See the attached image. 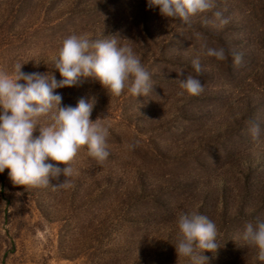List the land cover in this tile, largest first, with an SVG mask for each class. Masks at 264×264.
Here are the masks:
<instances>
[{
    "label": "rangeland",
    "instance_id": "374dc122",
    "mask_svg": "<svg viewBox=\"0 0 264 264\" xmlns=\"http://www.w3.org/2000/svg\"><path fill=\"white\" fill-rule=\"evenodd\" d=\"M215 11L227 26L203 23ZM73 34L129 45L152 89L114 96L84 78L54 90L62 106L94 98L90 119L108 127L110 155L98 162L81 147L68 165L73 175L50 177L47 187L0 173V264H189L174 247L182 212L217 226L220 247L204 253L207 264H264L242 238L247 223L264 221V0H214L190 26L147 0H0V70L22 64L60 80L52 67ZM202 42L223 47L227 59L202 55ZM233 51L243 56L239 65ZM197 57L204 90L193 96L179 79L197 75ZM37 122L46 126L48 117Z\"/></svg>",
    "mask_w": 264,
    "mask_h": 264
},
{
    "label": "clouds",
    "instance_id": "9594fccd",
    "mask_svg": "<svg viewBox=\"0 0 264 264\" xmlns=\"http://www.w3.org/2000/svg\"><path fill=\"white\" fill-rule=\"evenodd\" d=\"M148 7L158 8L166 18H179L191 25V17L214 8V0H147ZM229 19L221 11L213 12V18H204V24L223 28ZM201 54L223 61L227 59L223 47H209L201 43ZM239 65L243 56L231 53ZM15 65L14 73L0 70V173L7 168L16 185L47 187L49 178L71 177L70 162L79 149L87 146L88 155L103 162L110 155L106 138L109 129L102 119H90L95 100L80 98L75 107L62 106V95L55 89L78 85L84 78L100 83L108 93L120 96L124 90L132 96H145L151 89V73L142 65L140 58L127 45L111 39H91L87 35H70L59 50L53 67L62 79L51 73L21 70ZM197 75L179 79V86L189 95L198 96L204 86L198 78L203 73L199 58L192 60ZM183 76V70L177 72ZM23 81V83H20ZM181 95L183 93H180ZM48 117L46 126L38 124L40 117ZM38 129L39 135L33 133ZM254 139L260 137V126L251 122L249 129ZM138 141L127 145L134 149ZM57 162V163H52ZM63 164L64 167L58 166ZM60 186H66V180ZM178 238L174 245L177 256L189 260V264H207L205 252L215 253L217 243L216 224L198 212L180 213L176 221ZM243 240L258 249L257 259L264 261V221L245 225Z\"/></svg>",
    "mask_w": 264,
    "mask_h": 264
}]
</instances>
